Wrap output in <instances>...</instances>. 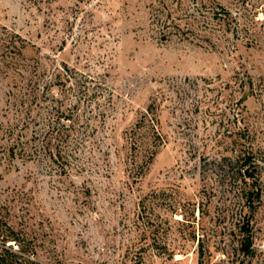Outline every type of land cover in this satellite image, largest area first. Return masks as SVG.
<instances>
[{"label": "rangeland", "instance_id": "rangeland-1", "mask_svg": "<svg viewBox=\"0 0 264 264\" xmlns=\"http://www.w3.org/2000/svg\"><path fill=\"white\" fill-rule=\"evenodd\" d=\"M59 107L67 160L8 156ZM0 214L61 264H264V0H0Z\"/></svg>", "mask_w": 264, "mask_h": 264}, {"label": "trees", "instance_id": "trees-1", "mask_svg": "<svg viewBox=\"0 0 264 264\" xmlns=\"http://www.w3.org/2000/svg\"><path fill=\"white\" fill-rule=\"evenodd\" d=\"M224 13L223 16L221 12L214 11L213 17L224 20L228 15L227 12L224 11ZM160 22L162 25H165L164 20H160ZM72 115H74L73 112L71 114H65L62 108H56L51 113L52 118L47 122L46 129L35 130L31 138H24V134L21 132V129L29 123L27 121L25 123L23 122V127L19 128V131L16 133L13 127L8 128L6 130L8 138L12 139L6 150L8 156L11 158L19 156L25 159H32L39 155L43 156L48 154L52 160H54L55 156L59 159L67 160L66 150H64L63 145L67 144L70 131L64 121L71 120ZM142 128L148 133L152 130L155 136L159 138V133L152 118L147 119V112H144L137 121L136 128L133 127L129 131V139H131L132 145L137 150L142 149L145 152L150 151L151 153L152 143L150 139L145 138L147 135L143 136L144 138L140 137L138 139V134L141 133L139 130ZM234 143L236 142L234 141ZM228 158L229 165L225 169L227 175L230 171L231 175L236 174V176H239L240 182H245V184L248 180H253L250 181V184L256 180L255 174L259 170L257 162L253 159L252 151H248L240 146L235 151L234 159ZM237 162H240V165L233 171V164ZM251 191V186H248L245 192L246 200ZM243 230L245 233L249 231L244 226ZM41 246L43 245L35 232L32 233L24 231L23 229H15L0 214V264H61L56 255L49 250L45 258H42L40 254ZM250 246L251 241L248 238L241 244V248L246 252L250 249Z\"/></svg>", "mask_w": 264, "mask_h": 264}, {"label": "built area", "instance_id": "built-area-1", "mask_svg": "<svg viewBox=\"0 0 264 264\" xmlns=\"http://www.w3.org/2000/svg\"><path fill=\"white\" fill-rule=\"evenodd\" d=\"M262 248L264 249V244L262 245Z\"/></svg>", "mask_w": 264, "mask_h": 264}]
</instances>
